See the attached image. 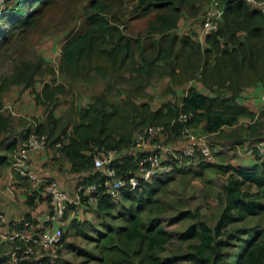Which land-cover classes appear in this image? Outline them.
<instances>
[{"label": "trees", "instance_id": "trees-1", "mask_svg": "<svg viewBox=\"0 0 264 264\" xmlns=\"http://www.w3.org/2000/svg\"><path fill=\"white\" fill-rule=\"evenodd\" d=\"M73 1L7 0L0 10V63H14L13 73L0 81V176L11 166V153L35 131L48 136L42 151L54 150L70 163L72 173H90L78 187L98 185L101 230L78 219L71 224L80 237L93 243L98 264H264V225L239 224L264 217V161L256 152L250 165L193 163L198 155L182 159L184 168L179 174L202 175L210 169L228 172L219 198L223 210L214 226L202 221L198 210L163 218L164 206L156 197L175 176L153 178L134 191H122L118 198L109 196L105 171L95 167L94 158L99 151L117 150L121 155L114 163L118 174L126 179L138 177L140 161L149 152L135 147L137 134L147 125L171 123L179 112L193 117L186 125L167 126L173 130L170 144L178 151L177 141L185 128L203 135L229 134L233 145L263 140L264 110L254 113L240 99L247 88L264 83V12L245 0H217L224 10L222 20L211 34L202 36L201 28V41L194 33L179 35L177 30L186 15L197 18L203 12L204 16L212 0H133L130 9L124 8V0H87L83 27L63 32L66 38L57 68L44 56L35 62L24 60L20 50L29 33L51 9ZM143 19H147L143 33L126 32L130 22ZM12 50L18 59L10 54ZM46 76L51 80L44 81ZM156 76L169 79L166 95L172 97L164 102H150L149 88ZM59 77L71 82L100 80L104 87L90 100L78 103L67 85L58 82ZM192 81L199 86L187 89ZM38 83L43 84L40 91ZM14 86L31 89L35 102L46 106L44 122L17 134L14 116L4 110V95ZM68 97L72 100L66 103ZM213 154L223 159L227 151ZM46 199L51 212V198ZM33 202V197L28 200L30 206ZM88 202L85 198L80 205ZM187 219L193 223L178 240L192 243L186 251L165 259L162 254L173 243L166 224ZM29 220L20 221L16 229H25ZM91 230L95 235L89 234ZM69 234L68 228L56 249L71 245L66 242ZM57 252L61 254V249ZM44 263L56 264L48 254Z\"/></svg>", "mask_w": 264, "mask_h": 264}, {"label": "rangeland", "instance_id": "rangeland-1", "mask_svg": "<svg viewBox=\"0 0 264 264\" xmlns=\"http://www.w3.org/2000/svg\"><path fill=\"white\" fill-rule=\"evenodd\" d=\"M124 1V8L130 9L132 4L131 2L133 0ZM86 3L87 0H75L71 4L62 3L51 9L37 29L31 31L27 37V40L24 42L25 46L23 50H20V54L24 60L35 62L44 56L48 61V64L54 68H57L59 63L60 48L62 46V42L66 38V35L63 32H65L67 29H74V31H77L83 27V7L86 5ZM203 17V12L197 18H190L188 15H186L181 20L177 33H179V35H183L184 33H194L198 35V39L202 40L200 33L203 24ZM146 21L147 19L130 22L126 32L134 36L138 35L139 33H143L146 29ZM121 27V29H124L123 26ZM10 54L14 56V59L19 58V54H15L13 50L10 52ZM46 67H48L47 63ZM13 70V62L8 61L0 63V81L2 78L10 76L13 73ZM58 79V81L67 85V90L71 92V94L73 93L75 98H77L78 103L81 101L90 100L96 93L101 92L104 87V81L100 80H94L92 83H88L81 81H64L60 77ZM50 80V76H46L44 79V81ZM168 80L169 79L165 77H155L149 88L150 93L153 96V98L150 99V102H164L172 97L171 95H166ZM189 84L191 86H199V83L196 81H192ZM201 90H203V88ZM71 100L72 97H68L66 103H69ZM163 125L171 126V123ZM208 137L213 153L216 149V146L223 145L221 147L226 149L229 146L226 144H230V149L227 150V154H224V158L220 159L218 158L219 156H217V161L226 164H238L242 162L241 160L243 157L240 155L242 153H238L236 151L240 145L231 144L233 138L230 137L229 134L225 133V135L222 136L215 134L209 135ZM172 139L174 138L171 136V138L166 140L165 143L170 144ZM227 177L228 172L224 173L223 171H214L212 169L205 171L204 175H179L176 173L174 180L166 183V185L161 188L159 194L156 197L162 206H164L165 211L163 218L166 219L168 217L177 216L181 211L185 210H198L201 214V220L205 221L211 226H214L220 218L223 210V204L221 201H219V198L221 195H223V188L226 185ZM192 223V220L187 219L170 226L166 224L168 231H170L173 236V243L171 242L168 249L162 254V257L168 259L175 256L177 253H180L181 251L184 252L188 249V246L192 242L187 241L182 243L178 240V235L185 231L186 228ZM258 223L264 225L263 216L249 218L246 222L239 224L244 227ZM110 224L113 225V221H110ZM75 237L68 236L66 242L71 244L70 246L58 247L57 249L55 248L53 251H49V253H47L48 255H54V263L98 264V256L93 247V243L87 242L82 237ZM58 249H61V254L57 252ZM87 258L89 260H87ZM171 263L184 264L183 262L179 263L175 261Z\"/></svg>", "mask_w": 264, "mask_h": 264}, {"label": "built area", "instance_id": "built-area-1", "mask_svg": "<svg viewBox=\"0 0 264 264\" xmlns=\"http://www.w3.org/2000/svg\"><path fill=\"white\" fill-rule=\"evenodd\" d=\"M7 0H0V10ZM252 3L264 12V1L245 0ZM224 10L217 0H212L204 14L202 36L211 34L219 27ZM193 117L192 113L179 112L171 122L173 127L180 123L186 125ZM173 136V132L166 125L156 124L147 126L135 138V147L139 150L149 152L147 157L140 161L139 175L129 178L121 177L115 167V162L120 158L117 150L99 151L95 154V167L104 169L107 177L105 182L106 192L113 198L120 197L122 191H134L142 183H147L153 178H165L175 176L184 168L182 159H191L200 156L193 163L203 161L217 163V157L213 154L207 135L194 132L190 128L182 130L179 135L178 146L180 151L172 144L165 143ZM183 136V137H182ZM48 143V136L33 131L16 150L11 153V169L28 180H36L35 173L31 170L29 162L32 151H42ZM58 146H60L58 144ZM250 149L256 152L259 159L264 161V139L255 141ZM98 185L77 187L74 194L63 190L57 180H50L46 183L44 192L51 198V212L44 224L43 229L38 233L30 234L27 231L29 223H25V229L13 230L3 235V241L10 243L12 251L3 264H25L29 261L33 264H45V252L59 246L65 231L64 222L70 206L78 205L85 198L91 203H97ZM4 215L0 214V221H4Z\"/></svg>", "mask_w": 264, "mask_h": 264}, {"label": "crops", "instance_id": "crops-1", "mask_svg": "<svg viewBox=\"0 0 264 264\" xmlns=\"http://www.w3.org/2000/svg\"><path fill=\"white\" fill-rule=\"evenodd\" d=\"M42 85L38 83L36 90L40 91ZM260 85L247 88L240 99L241 104L248 107V109L254 113H259L261 110H264V83ZM189 87H191L190 84L187 85V89ZM22 88L21 86H14L4 95V110L14 116L16 134L27 129L32 124L36 125L38 122H44L46 118V106L35 102V94L31 89L22 90ZM59 114L57 113L56 115L59 116ZM230 130H233V128ZM196 132L200 133L199 131ZM15 137L18 139L21 138V136ZM221 146L223 145L216 146L215 150L227 151L230 149V145L226 149ZM250 146L251 145H241L236 150L238 153H242L240 154L243 157L241 160L242 164L250 165L255 162L254 152L251 151ZM30 158L32 171L36 175V180H28L22 177L17 172L13 171L11 167L4 169L0 176V214L5 217L4 221H0V260L2 261L7 259L12 251L10 243L3 241L2 236L16 230V226L20 221L27 218L30 219L28 223H31V227L29 229L27 228L30 234L43 229L50 214V203L46 199V194L44 192L45 185L48 181L57 180L63 190L68 191L70 194H74L82 178H86L90 174L72 173L70 170V163L65 161L58 153L51 149L39 152L33 151L30 153ZM216 164L227 165L219 161H217ZM187 166L190 167L189 164H187ZM183 174H186L185 171L179 175ZM32 197L34 198V202L32 206H30L28 200ZM88 203L89 205L78 204L69 207L64 222L65 231L68 228L70 229L69 236H77L75 238L80 237L76 230L71 227L75 219L94 224L96 230H101V227H99L101 221L98 219L96 203ZM95 232L91 230L89 234L92 236L93 234L95 235ZM45 253L47 254V251ZM50 256H52V261L54 262V255Z\"/></svg>", "mask_w": 264, "mask_h": 264}]
</instances>
